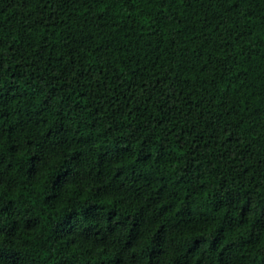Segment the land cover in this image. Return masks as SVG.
<instances>
[{
    "label": "trees",
    "instance_id": "1",
    "mask_svg": "<svg viewBox=\"0 0 264 264\" xmlns=\"http://www.w3.org/2000/svg\"><path fill=\"white\" fill-rule=\"evenodd\" d=\"M0 264H264V0H0Z\"/></svg>",
    "mask_w": 264,
    "mask_h": 264
},
{
    "label": "snow or ice",
    "instance_id": "2",
    "mask_svg": "<svg viewBox=\"0 0 264 264\" xmlns=\"http://www.w3.org/2000/svg\"><path fill=\"white\" fill-rule=\"evenodd\" d=\"M69 172V169L62 170L54 179V184H60L65 179Z\"/></svg>",
    "mask_w": 264,
    "mask_h": 264
}]
</instances>
